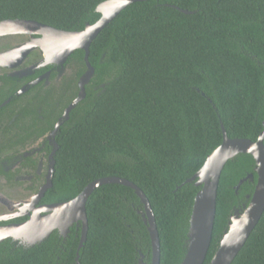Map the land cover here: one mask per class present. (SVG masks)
Listing matches in <instances>:
<instances>
[{
    "label": "trees",
    "instance_id": "1",
    "mask_svg": "<svg viewBox=\"0 0 264 264\" xmlns=\"http://www.w3.org/2000/svg\"><path fill=\"white\" fill-rule=\"evenodd\" d=\"M105 0H0V21H37L65 31L96 22ZM187 10L188 12H184ZM85 72L84 52L66 60ZM94 67L85 97L57 133L52 186L56 202L90 182L119 177L147 198L158 232L159 264H180L193 200L186 182L228 138L255 141L264 118V0H143L126 6L91 42ZM69 98L67 103L74 100ZM264 143V140H263ZM254 159L239 154L220 175L208 264L233 208L251 194ZM253 173L254 182L239 180ZM86 240L79 264H151L143 204L119 183L102 184L86 200ZM80 228L63 242L54 231L32 247L0 243V264H76ZM231 264H264V210Z\"/></svg>",
    "mask_w": 264,
    "mask_h": 264
},
{
    "label": "water",
    "instance_id": "2",
    "mask_svg": "<svg viewBox=\"0 0 264 264\" xmlns=\"http://www.w3.org/2000/svg\"><path fill=\"white\" fill-rule=\"evenodd\" d=\"M143 0H105L96 6L99 19L78 31H65L52 26L23 19H6L0 21V36L21 34L39 38L23 40L20 44L0 53V65L14 67L24 59L29 51L40 48L45 63L61 64L77 49L84 52L85 72L79 77V88L76 98L67 106L62 118L67 119L69 112L85 95V85L94 73V67L88 61L89 47L100 31L113 20L129 4ZM188 12L187 10H183ZM44 35L47 37L44 38ZM43 42L44 45H41ZM58 122L55 128L59 127ZM263 130L255 141L245 138H228L222 129V143L206 158L202 167L186 182H194L200 189L196 193L189 218V229L185 255L180 264H203L212 238L213 223L216 211L217 188L221 172L225 164L239 154H250L254 159L253 171L256 174L254 189L247 196V202L233 208L227 226L219 240L218 246L208 264H231L246 239L255 228L264 210V118ZM55 131V130H54ZM253 181V173L239 180L236 189L245 180ZM106 183H119L131 187L143 204L142 218L146 224L151 244V264H159L160 244L154 216L149 202L143 192L132 182L119 177H104L87 184L74 198L56 202L47 206L46 214L36 213L30 221L18 226L0 228V241L4 238L23 239L29 246L41 243L53 231L65 237L73 224L80 228V238L77 246L75 261H78V251L86 240L87 217L86 200L94 189ZM51 186V181L44 190ZM139 264H143L142 255Z\"/></svg>",
    "mask_w": 264,
    "mask_h": 264
},
{
    "label": "flooded vegetation",
    "instance_id": "3",
    "mask_svg": "<svg viewBox=\"0 0 264 264\" xmlns=\"http://www.w3.org/2000/svg\"><path fill=\"white\" fill-rule=\"evenodd\" d=\"M8 36L40 37L6 34L0 39ZM17 44L20 42L14 46ZM66 62L45 63L42 50L35 48L14 67L0 65V228L22 225L36 213L46 214L47 206L56 203L47 195L52 183L42 195L39 192L52 181L57 133L68 119L62 116L73 101L67 103L73 98L67 84L75 79L76 71ZM72 226L76 231L79 228ZM4 241L13 248L32 247L23 239L4 238L0 243Z\"/></svg>",
    "mask_w": 264,
    "mask_h": 264
},
{
    "label": "rangeland",
    "instance_id": "4",
    "mask_svg": "<svg viewBox=\"0 0 264 264\" xmlns=\"http://www.w3.org/2000/svg\"><path fill=\"white\" fill-rule=\"evenodd\" d=\"M21 40H25L24 38H15V37H5L0 39V51H4L5 49H8L12 46H14L16 43L21 42Z\"/></svg>",
    "mask_w": 264,
    "mask_h": 264
},
{
    "label": "bare ground",
    "instance_id": "5",
    "mask_svg": "<svg viewBox=\"0 0 264 264\" xmlns=\"http://www.w3.org/2000/svg\"><path fill=\"white\" fill-rule=\"evenodd\" d=\"M46 37H47V36H46V35H44V38H46ZM40 44H41V45H44V43H43V42H40Z\"/></svg>",
    "mask_w": 264,
    "mask_h": 264
}]
</instances>
